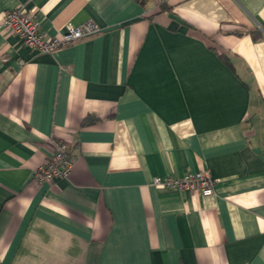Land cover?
Segmentation results:
<instances>
[{
	"label": "crops",
	"instance_id": "1",
	"mask_svg": "<svg viewBox=\"0 0 264 264\" xmlns=\"http://www.w3.org/2000/svg\"><path fill=\"white\" fill-rule=\"evenodd\" d=\"M17 6L100 31L37 53ZM0 264H264V0H0Z\"/></svg>",
	"mask_w": 264,
	"mask_h": 264
},
{
	"label": "built area",
	"instance_id": "2",
	"mask_svg": "<svg viewBox=\"0 0 264 264\" xmlns=\"http://www.w3.org/2000/svg\"><path fill=\"white\" fill-rule=\"evenodd\" d=\"M3 24L7 30L20 38L23 46L37 53L54 52L100 31L97 24L85 21L78 25L66 24L62 32L46 36L40 29L35 12L27 11L23 6L6 10ZM71 166L72 158L67 146L58 143L49 159L35 170L34 176L39 182L52 181L56 177H67ZM152 183L156 186L194 192L202 196L211 195L214 186V180L208 170L188 172L181 177H154Z\"/></svg>",
	"mask_w": 264,
	"mask_h": 264
},
{
	"label": "trees",
	"instance_id": "3",
	"mask_svg": "<svg viewBox=\"0 0 264 264\" xmlns=\"http://www.w3.org/2000/svg\"><path fill=\"white\" fill-rule=\"evenodd\" d=\"M254 38V37H253Z\"/></svg>",
	"mask_w": 264,
	"mask_h": 264
}]
</instances>
